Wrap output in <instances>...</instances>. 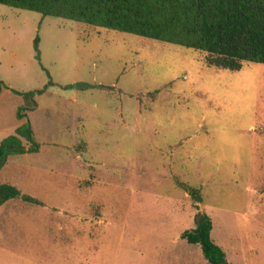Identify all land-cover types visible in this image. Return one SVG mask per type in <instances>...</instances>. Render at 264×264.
Wrapping results in <instances>:
<instances>
[{
  "label": "rangeland",
  "instance_id": "1",
  "mask_svg": "<svg viewBox=\"0 0 264 264\" xmlns=\"http://www.w3.org/2000/svg\"><path fill=\"white\" fill-rule=\"evenodd\" d=\"M0 81V143L30 122L41 145L0 184L42 202L0 208V264H172L198 213L264 264V64L0 4Z\"/></svg>",
  "mask_w": 264,
  "mask_h": 264
},
{
  "label": "trees",
  "instance_id": "2",
  "mask_svg": "<svg viewBox=\"0 0 264 264\" xmlns=\"http://www.w3.org/2000/svg\"><path fill=\"white\" fill-rule=\"evenodd\" d=\"M0 4L193 48L205 52L208 65L216 68L237 71L245 62L264 64V0H0ZM4 88L0 81V96ZM43 92L16 91L23 98L19 120L38 108L36 96ZM40 148L31 123L19 126L0 143V171L13 156L38 153ZM14 199L42 204L13 184H0V208ZM196 225L181 238L184 248L199 246L206 261L190 251L183 257L188 259L185 263L194 258L195 264H231L212 236L211 217L198 213ZM177 262L183 263L173 259L172 264Z\"/></svg>",
  "mask_w": 264,
  "mask_h": 264
},
{
  "label": "crops",
  "instance_id": "3",
  "mask_svg": "<svg viewBox=\"0 0 264 264\" xmlns=\"http://www.w3.org/2000/svg\"><path fill=\"white\" fill-rule=\"evenodd\" d=\"M17 129V128H16ZM16 129H15V131H16ZM15 133V132H14ZM13 133V134H14ZM12 135V134H11ZM2 142V141H1ZM189 249L190 248H187V249H180L179 250V254H178V259H180V261H181V259H182V262L183 263H181V264H187L188 263V259H185V258H183V257H185V254H188L190 251H189ZM199 257V256H198ZM177 259V260H178ZM185 262H187V263H185ZM191 264H195L194 263V258H191V260L189 261Z\"/></svg>",
  "mask_w": 264,
  "mask_h": 264
}]
</instances>
